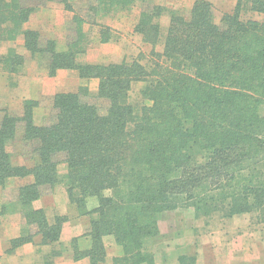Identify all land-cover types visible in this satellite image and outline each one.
Returning a JSON list of instances; mask_svg holds the SVG:
<instances>
[{
  "label": "trees",
  "instance_id": "1",
  "mask_svg": "<svg viewBox=\"0 0 264 264\" xmlns=\"http://www.w3.org/2000/svg\"><path fill=\"white\" fill-rule=\"evenodd\" d=\"M146 2L91 0L88 18L74 16L73 36L60 50L57 40L28 27L36 7L0 0V44L23 37L24 48L48 77L74 70L84 81H99L94 95L88 86L56 94L42 125L35 123L39 101L33 99L24 102L21 116L6 111L0 121V187L33 179L17 191L24 224L10 252L37 236L44 245H62L70 217L51 220L34 206L58 185L66 188L71 209L90 219L80 236L89 245L79 249V238L71 243L75 260L90 264L106 263V237L123 250L114 264H155L146 243L160 236L161 221L177 210L194 209L197 219L250 214L264 225V19L244 18L264 16V0H238L220 23L206 0H195L188 16L155 5L141 11L134 28L153 47L150 66L138 60L83 61L92 45L87 24ZM166 13L170 25L163 35ZM100 35L108 43L112 29L102 26ZM159 45L162 52L156 51ZM25 63L16 48L0 57L10 75H19ZM138 82L145 84L140 106L131 99ZM92 95L94 101L87 100ZM17 145L23 165L10 151ZM92 198L98 204L91 207ZM9 208L4 205L0 216ZM186 259L179 263L196 264Z\"/></svg>",
  "mask_w": 264,
  "mask_h": 264
},
{
  "label": "rangeland",
  "instance_id": "2",
  "mask_svg": "<svg viewBox=\"0 0 264 264\" xmlns=\"http://www.w3.org/2000/svg\"><path fill=\"white\" fill-rule=\"evenodd\" d=\"M24 1L27 5L37 8V11L35 12L36 16L34 14V17L32 21L30 20L28 27L33 29L34 26H38L39 31H41L47 39L57 40L60 50L65 49L67 43L70 41V38H72L73 36V34L70 33V28L72 27V19L74 18V16L76 14H81L82 16L88 18V7L89 4H91V0ZM206 1H209L213 4L215 18L218 23L221 22V19L225 14L233 13L238 2L237 0ZM194 2L195 0H147L145 5L140 4L130 11L120 13L112 17L109 16L97 19V24L95 25L87 24L85 26V29L89 33L90 39L92 41V45L89 49H95L96 47L94 45L98 46V51H94L93 53L94 59H96V57H98L102 52H104L103 54H106V56L111 55V53L115 54V52H117L115 51L116 48H119L124 52L123 54L125 55V60H138L142 64L150 66L153 61H155L154 56L151 54L153 47L149 44H145L142 37L134 32V28L138 22L141 11L145 9L149 10L155 5H160L169 9H181V11L188 16L194 5ZM68 4L72 6V9L68 8ZM51 9L53 10V13H51L53 17L50 18V20L54 19L55 22L57 21L58 23L59 21L61 24H64L62 32L58 30L56 25L55 27H52L54 26L53 23L47 21L48 19H46L48 15L45 16V12ZM42 11L43 13H41ZM244 18L262 21L264 19V16L256 13H247L244 15ZM108 23L112 24L111 27L108 26ZM161 25L163 35H165L167 28L170 25L169 13H166L162 16ZM102 26L110 27L113 32L112 40L106 44L100 42V31ZM101 45L105 46L102 47ZM100 48H103V50L100 51ZM156 51L162 52L163 46L159 45L156 48ZM82 58H86V55ZM104 63L112 62L104 61ZM144 86L145 84L142 82L135 83L133 86V91L131 93V99L133 103L138 104L139 106L143 103V99L140 96V91ZM95 93L96 92H92L93 95ZM93 95L87 98V100L94 101L95 96ZM7 99L8 98L5 97V95H3L2 100L0 97V108L6 105ZM51 112L49 113V115L51 114ZM37 113L40 115L39 118L44 116V111H39ZM49 115L47 116V118L49 117ZM1 117L2 113L0 112V120ZM47 118H45V120ZM10 151L14 155L16 154L14 156L15 163L18 164L19 162H23V159L19 155L20 151L18 145L15 150L11 147ZM65 168V166H61V171H64ZM12 185L15 186L14 183H12ZM43 196H49V194H45ZM93 204H98L97 198L90 199L91 207ZM2 210L3 208L1 209V211ZM54 213L53 211L51 212V217H49L51 220L54 218ZM64 216H69V221H71L72 224L74 223L76 216L77 219L80 220V217L73 210H70L69 214ZM81 221L85 222V225H87V232L90 227V219L84 217V221L82 219ZM80 225L84 224L80 222ZM160 230V236L154 239H150L146 243V251L154 256L155 264L157 262L159 253L163 254L161 258L164 257L165 264H180L179 258L182 256L187 258L185 260L186 263L189 262L188 258H191L195 259L196 264H198L197 257L195 255H192V252H197L198 250H200V248L202 249V240L206 239L207 237L209 238V241L207 242V246L205 248L215 251L207 253L203 256L204 264H264V225L256 223V220L253 219V216L250 214L236 216L228 219H222L218 215L211 218L209 217L197 219L194 209L177 210L169 213L161 221ZM86 232L84 234H86ZM76 238H79L77 243L79 249L80 247L84 249L85 247H87V245H89L88 239L80 241V237ZM12 240L7 243L8 248L6 247L5 251V253L9 255L13 254L17 249L24 246L23 245L10 252V250L12 249L10 242ZM35 240L36 239H34V242H32V244H35ZM71 243L72 241L69 243V247L74 254V249L72 248ZM105 244L107 247V254L109 253L110 256H112L111 258L107 257V260L109 261H107L105 264H114V258L121 257L123 255V250L116 243L113 237H106ZM40 245L47 246L50 250V253L48 255H45L44 257L45 264H55V259L59 258L62 255V249L64 252L63 245L56 244L54 246H51L44 245L42 243H40ZM168 250H173L174 254L170 255L172 252Z\"/></svg>",
  "mask_w": 264,
  "mask_h": 264
},
{
  "label": "crops",
  "instance_id": "3",
  "mask_svg": "<svg viewBox=\"0 0 264 264\" xmlns=\"http://www.w3.org/2000/svg\"><path fill=\"white\" fill-rule=\"evenodd\" d=\"M238 1V0H237ZM53 10H47L45 12L47 21L53 23L54 26L63 31L64 24H61L59 21L55 22L52 18ZM43 13V11L41 12ZM35 14V13H34ZM34 14L31 17V21L34 17ZM36 16V14H35ZM47 23V22H46ZM111 23H108V26L111 27ZM33 29L39 30L38 26H34ZM56 40V39H55ZM106 44V43H105ZM95 49H89L86 58L83 59L84 62L89 63H104V61H109L112 63H121L125 60L124 52L119 48H116L115 54L106 56L104 52H100L103 48H100V55L94 59V51L97 50V45H94ZM102 47L105 45H101ZM10 48H16L18 53L26 57V63L23 71L19 75H10L2 69L0 64V97L1 100L3 95L7 97V102L5 106L0 108L2 113L1 120L3 119L6 111L11 115L21 116L24 111V102L26 100H38L39 106L35 110L37 112L44 111V116L39 118V114L35 112V123L37 125H42L45 118L49 115L53 108L54 97L58 93L62 92H77L81 86H89L91 92H97L99 81L91 80L84 81L80 78L79 72L74 70H60L55 77H48L46 72L40 68V65L37 60L32 59L30 53L24 48V39L20 37L16 43H1L0 44V57L6 55ZM93 51V52H92ZM96 53V52H95ZM6 93V94H5ZM48 101V103H47ZM0 120V121H1ZM18 164H24L19 162ZM61 174L66 173V168L64 171H60ZM33 181L32 178L26 179H12L8 183L7 187H0V211L4 205H10L5 214L0 218V264H45L44 257L50 253L49 247L40 245L41 236H37L35 239V244H26L23 247L17 249L13 254H6V247L8 248L7 243L15 238L20 237L21 228L24 224L19 206L16 205L17 200V191L18 189L28 183ZM14 183L15 186L12 185ZM12 185V187H11ZM53 193V194H52ZM49 196H42L38 201L34 203L36 209H43L46 211L48 217H51V212L53 211L54 215H68L71 209L69 199L67 196L66 188L62 185H58L51 192H48ZM45 195V194H44ZM51 200V201H50ZM13 207V208H12ZM74 211V210H73ZM75 212V211H74ZM76 213V212H75ZM84 218L77 219L72 224L71 221L66 223L61 237V243L64 246L62 255L59 258L55 259V264H89V260L84 259L80 261H75L74 254L70 250L69 243L73 238L82 236L87 228ZM235 220V219H234ZM84 225H80V222ZM209 238L202 240L203 248L197 252L193 251L192 255L197 257L198 264L203 263V256L207 253L214 252L215 250L206 249L207 242ZM210 250V251H209ZM171 251L174 254L173 250ZM44 255V256H43ZM43 256V257H42ZM162 253H159L156 264H165V259ZM42 257V259H41ZM108 253V258H111ZM109 260H106V262Z\"/></svg>",
  "mask_w": 264,
  "mask_h": 264
}]
</instances>
